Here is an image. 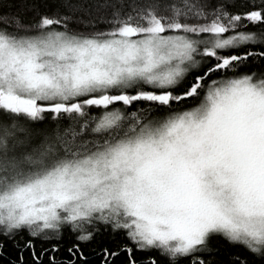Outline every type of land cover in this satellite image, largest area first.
Segmentation results:
<instances>
[{"label":"snow or ice","instance_id":"obj_1","mask_svg":"<svg viewBox=\"0 0 264 264\" xmlns=\"http://www.w3.org/2000/svg\"><path fill=\"white\" fill-rule=\"evenodd\" d=\"M0 264H264V0H0Z\"/></svg>","mask_w":264,"mask_h":264},{"label":"trees","instance_id":"obj_2","mask_svg":"<svg viewBox=\"0 0 264 264\" xmlns=\"http://www.w3.org/2000/svg\"><path fill=\"white\" fill-rule=\"evenodd\" d=\"M12 253V249L10 245H6L5 249H4V254L5 256H9Z\"/></svg>","mask_w":264,"mask_h":264}]
</instances>
